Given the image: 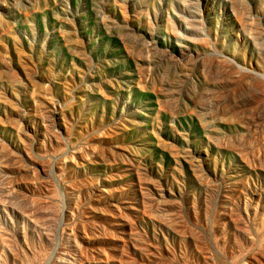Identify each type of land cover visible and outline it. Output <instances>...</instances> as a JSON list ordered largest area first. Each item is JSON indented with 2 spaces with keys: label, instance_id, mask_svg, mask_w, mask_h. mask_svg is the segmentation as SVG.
<instances>
[{
  "label": "rangeland",
  "instance_id": "374dc122",
  "mask_svg": "<svg viewBox=\"0 0 264 264\" xmlns=\"http://www.w3.org/2000/svg\"><path fill=\"white\" fill-rule=\"evenodd\" d=\"M0 264H264V0H0Z\"/></svg>",
  "mask_w": 264,
  "mask_h": 264
}]
</instances>
